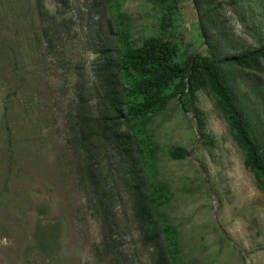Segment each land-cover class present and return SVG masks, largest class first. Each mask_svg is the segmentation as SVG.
I'll return each mask as SVG.
<instances>
[{"label": "rangeland", "instance_id": "374dc122", "mask_svg": "<svg viewBox=\"0 0 264 264\" xmlns=\"http://www.w3.org/2000/svg\"><path fill=\"white\" fill-rule=\"evenodd\" d=\"M149 36L190 72L161 109L115 122L108 64ZM263 44L264 0H0V264H155L165 248L175 264H264V190L204 81ZM215 70L264 158V55ZM151 178L167 190L155 226L173 229L157 241L132 207Z\"/></svg>", "mask_w": 264, "mask_h": 264}, {"label": "trees", "instance_id": "16d2710c", "mask_svg": "<svg viewBox=\"0 0 264 264\" xmlns=\"http://www.w3.org/2000/svg\"><path fill=\"white\" fill-rule=\"evenodd\" d=\"M117 40L120 41V38L117 37ZM177 51V46L154 36L144 38L139 46L122 43L115 47V58L108 65L119 75L121 88L118 93L124 106L123 112H119L116 107L113 108L112 117L115 122L122 119L130 121L144 118L148 113L161 109L176 93L182 92L179 83L188 77L191 62L190 57H187L184 64L177 62ZM263 55L264 44L254 50L211 60L212 69L205 74L204 81L212 92L233 140L243 153L244 166L253 172L256 185L264 190V158L250 139L249 132L215 70L216 65L228 62L247 69ZM117 138H122L123 143L128 145L135 144L130 142V135H113L114 140ZM168 153L171 158L179 159L184 157L187 151L181 147H173ZM147 183L148 190L139 194L134 193L132 201L135 216L147 226L148 232L144 239L157 241L160 240L161 234L171 238L173 229L163 225L156 228L151 213L152 209H156L160 201L166 197L167 190L154 178L148 179ZM154 263L175 264L174 256L166 248L161 249Z\"/></svg>", "mask_w": 264, "mask_h": 264}]
</instances>
